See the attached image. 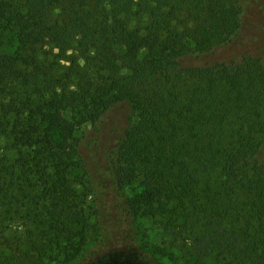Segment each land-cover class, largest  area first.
<instances>
[{"label": "trees", "instance_id": "trees-1", "mask_svg": "<svg viewBox=\"0 0 264 264\" xmlns=\"http://www.w3.org/2000/svg\"><path fill=\"white\" fill-rule=\"evenodd\" d=\"M250 15L244 0H0V260L264 264ZM122 106L113 140L87 138Z\"/></svg>", "mask_w": 264, "mask_h": 264}, {"label": "rangeland", "instance_id": "rangeland-1", "mask_svg": "<svg viewBox=\"0 0 264 264\" xmlns=\"http://www.w3.org/2000/svg\"><path fill=\"white\" fill-rule=\"evenodd\" d=\"M246 9L251 14L249 17H257L264 21V0H244ZM258 19V20H259ZM250 21H248L249 23ZM252 22V21H251ZM250 22V23H251ZM122 41V39H120ZM128 108L126 106L117 107L113 111L109 112L106 118V122L102 125V130L96 131L95 128L85 125L83 127V130L85 131L87 138H90L93 136L95 138L96 143H104L106 140L114 139L117 134L119 128L124 124L126 121V115H127ZM101 137L98 139V137ZM87 151H90L89 153L92 154L89 157V161L92 163L93 167H96L97 169H102V158L99 154H97L98 147L93 146L92 148L87 147ZM158 238V237H157ZM156 241H161L160 239ZM146 244H149L148 239L146 240ZM5 248L8 249V246L6 244L1 245V249L5 251ZM6 249V251H7ZM7 253L3 254L4 257H6ZM3 257V258H4ZM143 256L139 254H115L109 257H104L103 259H97L93 260L87 264H143L145 261L142 258ZM1 258L0 264H12L10 261L7 262L6 260H3ZM37 259L33 260V263H36ZM6 261V262H5ZM43 264H52V263H43Z\"/></svg>", "mask_w": 264, "mask_h": 264}]
</instances>
